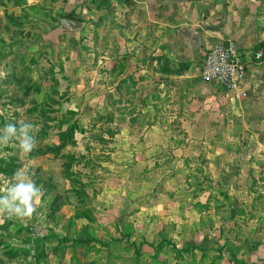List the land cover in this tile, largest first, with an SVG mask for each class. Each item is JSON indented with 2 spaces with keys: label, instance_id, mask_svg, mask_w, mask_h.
I'll list each match as a JSON object with an SVG mask.
<instances>
[{
  "label": "crops",
  "instance_id": "crops-1",
  "mask_svg": "<svg viewBox=\"0 0 264 264\" xmlns=\"http://www.w3.org/2000/svg\"><path fill=\"white\" fill-rule=\"evenodd\" d=\"M1 4L14 7L16 14L24 13L28 22L53 24L37 37V44L43 41L51 53V48L60 45L77 55L85 49V60L79 66L94 74L89 75L86 86L95 83L97 104L110 101L114 109L112 115L99 112L96 116L124 122L115 130L117 139L113 138L114 150L125 151L123 164L158 162L165 168L154 187L162 185L160 194L167 195V203L150 200L146 207L167 215L182 211L173 191L191 180L189 162L199 155L205 161L195 163V179L206 180L204 170L213 181L208 190L215 183L226 187L234 181L233 175L250 184L242 197L248 200L246 204H239L227 191L212 190L206 199L215 192L223 196L228 200L222 209L225 221L242 229L249 225L248 230L253 231L228 241V263L264 264V0H1ZM217 44L232 47L235 58L246 65L240 85L246 92L244 98L225 95L217 83L200 80L204 56ZM259 51L262 57L257 58ZM107 133L110 135L109 130ZM115 178L113 182L123 181ZM123 194L116 188L101 192L106 199L101 204L105 214H95L96 229L117 230L120 225L111 209L130 216L152 214V209L144 211L146 207L135 202L132 192L130 198L129 192ZM119 195L121 203H117ZM206 209L212 220L209 230L214 228L218 212L214 207ZM204 212L195 210L197 222ZM145 231L146 225L143 235ZM98 234L93 242L96 252H46L28 264L176 261L177 255L98 253L97 242L103 238Z\"/></svg>",
  "mask_w": 264,
  "mask_h": 264
},
{
  "label": "rangeland",
  "instance_id": "rangeland-1",
  "mask_svg": "<svg viewBox=\"0 0 264 264\" xmlns=\"http://www.w3.org/2000/svg\"><path fill=\"white\" fill-rule=\"evenodd\" d=\"M16 13L14 7L3 6L0 0V73H3L0 75V129L9 123L17 128L21 122L32 124L35 127L31 134L36 145L27 154L15 140L0 146V187L15 183V173L23 171L37 187H42L44 195L34 204L35 211L30 218L0 214V264H28L34 256L46 252H96L93 242L97 231L103 237L97 242L98 253L177 255L176 261L162 264H229L228 241L253 231L248 230L249 225L242 229L225 221L222 209L228 200L217 192L227 191L239 204H246L248 200L242 197L250 184L235 180L233 175L234 181L226 187L215 183L208 190L213 181L204 170L202 176L206 180L195 179L198 177L195 163L205 161L199 155L189 162L191 180L180 183L178 192L173 191L184 207L182 211L167 215L146 207L144 204L148 205L150 200L159 204L167 200V195L160 194L162 185L159 188L157 183L154 187V181L162 176L161 169L165 168L158 162L150 166L123 164L125 151L114 150L113 138L117 139L115 130L124 122L116 117L96 116L99 112L112 115L114 109L110 101L103 106L97 104L95 83L86 86L89 75L94 74L79 66L85 60V49L81 48L79 52H82L77 55L60 45L51 48L54 51L51 53L43 41L37 44V37H42L53 24L28 22L24 13ZM61 144L63 147L58 148ZM115 177L123 181L113 182ZM113 188L124 192L123 195L129 192L128 198L132 192L135 202L146 207L144 211L152 209V214L130 216L111 209L120 226L117 230L105 227L97 230L95 214H105L101 204H106V199L101 197V192H111ZM212 190L217 191L215 196L209 195L206 199V193ZM120 196L117 203H121ZM208 206L218 212L213 221L215 226L209 230L212 220L206 211ZM203 209L202 220L197 222L195 210ZM195 243L200 247L195 248Z\"/></svg>",
  "mask_w": 264,
  "mask_h": 264
},
{
  "label": "clouds",
  "instance_id": "clouds-1",
  "mask_svg": "<svg viewBox=\"0 0 264 264\" xmlns=\"http://www.w3.org/2000/svg\"><path fill=\"white\" fill-rule=\"evenodd\" d=\"M34 127L23 122L19 128L11 123L6 124L0 129V146H7L15 140L19 142L18 147L23 153H30L36 145L35 137L31 134ZM13 179L15 183L0 187V214L30 218L35 211L34 204H38L44 195L42 187H37L23 171L15 173Z\"/></svg>",
  "mask_w": 264,
  "mask_h": 264
},
{
  "label": "built area",
  "instance_id": "built-area-1",
  "mask_svg": "<svg viewBox=\"0 0 264 264\" xmlns=\"http://www.w3.org/2000/svg\"><path fill=\"white\" fill-rule=\"evenodd\" d=\"M256 57H262V52H257ZM245 74L246 65L235 58L233 48L217 44L207 50L199 77L204 82L220 85L225 95L241 99L246 96L245 90L240 88Z\"/></svg>",
  "mask_w": 264,
  "mask_h": 264
},
{
  "label": "trees",
  "instance_id": "trees-1",
  "mask_svg": "<svg viewBox=\"0 0 264 264\" xmlns=\"http://www.w3.org/2000/svg\"><path fill=\"white\" fill-rule=\"evenodd\" d=\"M72 130H73V128H72ZM72 130L70 129L71 134H72V132H73ZM81 131H82V130H81ZM60 135H61V134H60ZM59 147H63V145L61 144V145L58 146V148H59ZM56 149H57V148H56ZM56 149H51V151L54 152V151H56ZM78 216L88 218V216L85 215V214H83V215L78 214Z\"/></svg>",
  "mask_w": 264,
  "mask_h": 264
},
{
  "label": "water",
  "instance_id": "water-1",
  "mask_svg": "<svg viewBox=\"0 0 264 264\" xmlns=\"http://www.w3.org/2000/svg\"><path fill=\"white\" fill-rule=\"evenodd\" d=\"M69 22L74 23V24H79V23H77V22H72V21H69Z\"/></svg>",
  "mask_w": 264,
  "mask_h": 264
}]
</instances>
